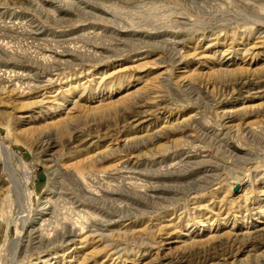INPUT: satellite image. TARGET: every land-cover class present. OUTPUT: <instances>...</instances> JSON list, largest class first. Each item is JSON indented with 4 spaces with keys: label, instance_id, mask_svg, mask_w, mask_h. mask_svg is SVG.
Here are the masks:
<instances>
[{
    "label": "rangeland",
    "instance_id": "rangeland-1",
    "mask_svg": "<svg viewBox=\"0 0 264 264\" xmlns=\"http://www.w3.org/2000/svg\"><path fill=\"white\" fill-rule=\"evenodd\" d=\"M0 144V264H264V0H0Z\"/></svg>",
    "mask_w": 264,
    "mask_h": 264
},
{
    "label": "bare ground",
    "instance_id": "bare-ground-1",
    "mask_svg": "<svg viewBox=\"0 0 264 264\" xmlns=\"http://www.w3.org/2000/svg\"><path fill=\"white\" fill-rule=\"evenodd\" d=\"M0 146L2 147V145L0 144ZM2 151H5L7 152L6 148L5 147H2ZM224 148V147H223ZM8 153V152H7ZM9 156V155H8ZM229 169V168H228ZM227 172V171H226ZM27 185V184H26ZM25 185V186H26ZM24 185H22V183L20 184L19 181L16 179L15 180V195L18 199V206H19V209H20V212L21 214H25L26 212V208L30 205V194H27V196H25V191H24V188H23ZM24 194V195H23ZM25 210V211H24ZM26 216V215H25ZM45 219V218H44ZM43 219V220H44ZM46 221V220H45ZM24 223V221H23ZM56 231V230H55ZM17 240V239H16ZM16 247H18L19 245V241L17 240L16 241Z\"/></svg>",
    "mask_w": 264,
    "mask_h": 264
}]
</instances>
